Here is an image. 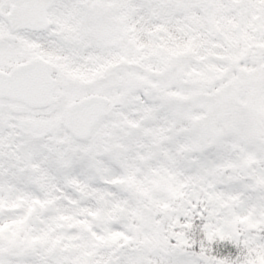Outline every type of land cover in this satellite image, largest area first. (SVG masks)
Masks as SVG:
<instances>
[{
    "label": "snow or ice",
    "instance_id": "obj_1",
    "mask_svg": "<svg viewBox=\"0 0 264 264\" xmlns=\"http://www.w3.org/2000/svg\"><path fill=\"white\" fill-rule=\"evenodd\" d=\"M0 264H264V0H0Z\"/></svg>",
    "mask_w": 264,
    "mask_h": 264
}]
</instances>
